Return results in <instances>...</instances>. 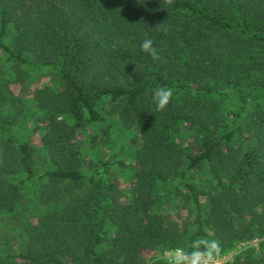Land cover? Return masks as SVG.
Listing matches in <instances>:
<instances>
[{
    "label": "trees",
    "instance_id": "trees-1",
    "mask_svg": "<svg viewBox=\"0 0 264 264\" xmlns=\"http://www.w3.org/2000/svg\"><path fill=\"white\" fill-rule=\"evenodd\" d=\"M34 75L58 83L34 98L47 165L38 176L29 143L0 140V214L20 220L22 188L39 178L37 223L0 261L147 264L258 240L228 264H264V0H0V132L11 86ZM160 87L173 91L163 110ZM113 128L139 135L127 199L123 163L96 148ZM89 131L93 160L79 144ZM180 205L194 219L175 221Z\"/></svg>",
    "mask_w": 264,
    "mask_h": 264
},
{
    "label": "rangeland",
    "instance_id": "rangeland-1",
    "mask_svg": "<svg viewBox=\"0 0 264 264\" xmlns=\"http://www.w3.org/2000/svg\"><path fill=\"white\" fill-rule=\"evenodd\" d=\"M58 83L50 79H42V77L34 75L28 82V85L13 84L11 86L13 98L17 99V105L15 110L10 113L11 123L2 122L4 127H1L0 140H6L12 137L24 143H29L35 149V169L38 176L44 175V170L47 165V154L44 151L42 145V137L44 135V129L39 127L40 123L38 118L41 116V112L35 108V93L39 89L46 87L57 88ZM9 124V125H8ZM26 124L27 127H24ZM93 132H85L81 134L79 144L82 145L84 152V158L86 160H93L96 154L91 150L93 143L91 142ZM139 135L133 131H119L116 129L111 130V136L106 138L103 142L96 144V148L99 149L100 158L105 161H117L122 162L123 167L118 173L119 183L122 189V193L126 194L124 199H127L129 194L128 190L134 180L135 175V163L134 154L139 148ZM1 144V143H0ZM1 153V147H0ZM39 179V178H38ZM36 179L33 183L26 184L22 188L23 197L21 199V208L17 212L20 216V220L14 219L11 214H0V253L5 255L17 256L24 251V243L21 241L20 236L23 232H26L29 227L36 225L38 210L35 205H30V200L34 196V190L36 186ZM48 184L47 180H40L41 189H46ZM175 221L182 222L189 221L194 217L195 213L191 215L187 209H184L182 205L178 206L177 210H174ZM190 219V220H191ZM194 219V218H193ZM27 238V232L25 235ZM259 250V241H253L246 245H242L237 249V255L233 257V262L237 256H239L246 249ZM160 260V255L155 252L150 253L147 264H152ZM22 264L19 260L14 259L10 261L3 258L0 264Z\"/></svg>",
    "mask_w": 264,
    "mask_h": 264
},
{
    "label": "built area",
    "instance_id": "built-area-1",
    "mask_svg": "<svg viewBox=\"0 0 264 264\" xmlns=\"http://www.w3.org/2000/svg\"><path fill=\"white\" fill-rule=\"evenodd\" d=\"M237 255V251L222 257H214L202 253L190 255L181 249L167 251L160 259H164L171 264H228Z\"/></svg>",
    "mask_w": 264,
    "mask_h": 264
},
{
    "label": "clouds",
    "instance_id": "clouds-1",
    "mask_svg": "<svg viewBox=\"0 0 264 264\" xmlns=\"http://www.w3.org/2000/svg\"><path fill=\"white\" fill-rule=\"evenodd\" d=\"M141 50L152 56L157 57V51L154 47V42L152 39L145 38L141 43ZM173 97V91L170 88L160 87L153 92V102L156 104L158 110H163L170 103ZM211 248L212 245H209Z\"/></svg>",
    "mask_w": 264,
    "mask_h": 264
}]
</instances>
